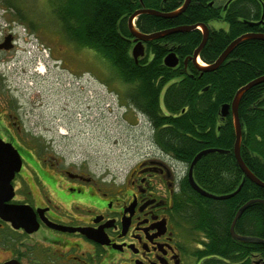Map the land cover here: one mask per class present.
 Masks as SVG:
<instances>
[{
  "label": "trees",
  "instance_id": "trees-1",
  "mask_svg": "<svg viewBox=\"0 0 264 264\" xmlns=\"http://www.w3.org/2000/svg\"><path fill=\"white\" fill-rule=\"evenodd\" d=\"M4 7L25 19L20 1L2 0ZM56 18L67 39L79 47L94 49L126 86L123 97L144 114L153 129L157 147L177 161L193 166V177L203 189L233 196L215 199L202 195L185 179L191 205L187 221L201 246L195 249L202 264H264V203H252L235 225L239 234L262 241H243L232 236L230 226L237 210L250 199H264V187L245 176L235 154V123L232 112L222 116L221 108L231 104L237 90L264 75V40L246 38L213 70L196 66L191 56L203 39L200 25L209 34L200 51L205 65L216 61L226 47L247 32L264 33V0H191L175 17L141 13L138 30L151 33L180 25H197L145 42V53L135 59L134 35L129 17L140 8L174 11L185 0H57ZM222 20L226 27L211 24ZM23 21V20H22ZM33 21V20H32ZM179 63L170 67L164 58L171 51ZM242 124L241 156L248 168L264 181V81L251 86L239 105Z\"/></svg>",
  "mask_w": 264,
  "mask_h": 264
},
{
  "label": "flooded vegetation",
  "instance_id": "flooded-vegetation-1",
  "mask_svg": "<svg viewBox=\"0 0 264 264\" xmlns=\"http://www.w3.org/2000/svg\"><path fill=\"white\" fill-rule=\"evenodd\" d=\"M7 36L13 47L0 57L18 44L11 29L1 31L0 43ZM11 91L0 75V139L22 159L9 198L0 200L15 215L12 221L0 211V264L203 263L185 210L190 165L161 151L122 180L71 169L34 138Z\"/></svg>",
  "mask_w": 264,
  "mask_h": 264
},
{
  "label": "rangeland",
  "instance_id": "rangeland-1",
  "mask_svg": "<svg viewBox=\"0 0 264 264\" xmlns=\"http://www.w3.org/2000/svg\"><path fill=\"white\" fill-rule=\"evenodd\" d=\"M18 1L23 21L0 0V33L18 35L16 49L0 57V75L34 138L69 168L82 165L118 180L145 155H159L148 118L125 100L126 86L113 69L94 49L67 39L55 14L58 1ZM211 24L226 27L222 20Z\"/></svg>",
  "mask_w": 264,
  "mask_h": 264
},
{
  "label": "water",
  "instance_id": "water-1",
  "mask_svg": "<svg viewBox=\"0 0 264 264\" xmlns=\"http://www.w3.org/2000/svg\"><path fill=\"white\" fill-rule=\"evenodd\" d=\"M190 1L191 0H185L182 6H180L178 9H176L174 11H169V12H164V11L158 10V9L143 7V8L137 9L129 17V19H128L129 29L132 32V34L134 35V39L136 42V44L133 46V49H132V53H133V56L135 59H138L140 56L144 55V53H145V42L152 40V39H155V38L162 37V36L169 34V33H172V32L191 30L197 26V25H180V26H175L172 28L164 29V30L154 31L151 33H145V32L138 30L135 26V20H136L137 16L141 13H152V14H157V15L164 16V17H175V16L179 15L182 11H184V9L188 6ZM200 26L203 30V39H202V42L200 43V45L195 49L191 58L197 67H199L201 69H205V70L216 69L227 58V56L232 51V49L243 39L255 37V38H261L264 40V33H262V32L244 33V34L240 35L239 37H237L236 39H234L226 47V49L221 53V55L216 59L215 62H213L210 65H205V64L200 63L199 60H200V51L207 41L209 29H208V26L205 24L200 25ZM12 47H13V44L11 42V36H7L6 39L0 43V50L1 49H10ZM164 62L167 66L174 67L179 63V57L175 51L171 50L166 55V57L164 58ZM261 81H264V75H262L256 79L248 82L247 84L241 86L237 90V92H236V94L232 100V103L231 104L225 103L222 105L221 114H222V116H226L230 111L232 112V115L234 118V123H235V130H236V139H235V143H234V154H235V157H236L240 167L244 171L245 176L248 177L249 179H251L252 181H254L255 183H257L258 185L264 187V181H262L260 178H258L248 168V166L245 164V162L241 156L242 124H241L240 117H239V105H240V101H241L243 94L251 86H253L254 84L261 82ZM213 151H221L222 152V151H226V150L220 149V148H207V149L200 151L194 157V159L192 160V162L190 164V168H189V172H188L190 184L192 185V187L195 190H197L202 195H205V196H208L211 198H215V199L229 198V197L235 195L241 189L243 182H244V179L235 191H233L231 193H226V194H216V193L209 192V191L203 189L202 187H200L193 177V166L198 161V159L201 158L203 155H205L209 152H213ZM21 165H22V159H21L20 153L10 143H5L0 139V200H2V199L4 200L5 198H9L6 195L7 194L9 195V193L12 189L11 179L13 178L15 172L20 170ZM255 202L264 203V199H250L249 201L244 203L237 210V212L233 218V221L231 223V226H230V231H231V234L234 238L240 239L243 241H262V239H260L256 236L239 234L235 230V225H236L237 221L239 220L240 216L242 215V213L252 203H255ZM0 211H1L2 215L4 216V218L14 221L15 215H14L13 209L0 205ZM3 264H19V263L14 262V261H9V262L3 263Z\"/></svg>",
  "mask_w": 264,
  "mask_h": 264
}]
</instances>
